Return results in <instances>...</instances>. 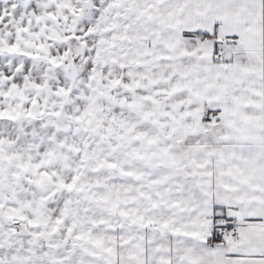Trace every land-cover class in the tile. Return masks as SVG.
<instances>
[{
    "label": "snow or ice",
    "instance_id": "6c2138e0",
    "mask_svg": "<svg viewBox=\"0 0 264 264\" xmlns=\"http://www.w3.org/2000/svg\"><path fill=\"white\" fill-rule=\"evenodd\" d=\"M0 264H264V0H0Z\"/></svg>",
    "mask_w": 264,
    "mask_h": 264
}]
</instances>
